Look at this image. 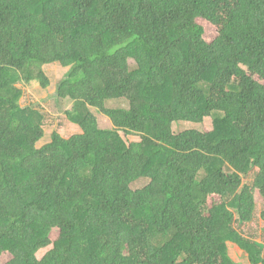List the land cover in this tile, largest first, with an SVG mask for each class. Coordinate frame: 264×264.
<instances>
[{
    "label": "trees",
    "instance_id": "trees-1",
    "mask_svg": "<svg viewBox=\"0 0 264 264\" xmlns=\"http://www.w3.org/2000/svg\"><path fill=\"white\" fill-rule=\"evenodd\" d=\"M54 62L82 131L38 146ZM261 220L264 0H0V264H264Z\"/></svg>",
    "mask_w": 264,
    "mask_h": 264
},
{
    "label": "rangeland",
    "instance_id": "rangeland-1",
    "mask_svg": "<svg viewBox=\"0 0 264 264\" xmlns=\"http://www.w3.org/2000/svg\"><path fill=\"white\" fill-rule=\"evenodd\" d=\"M205 29H206V39L211 40L213 38L211 34V30H209V28H205ZM130 65L132 68H135L137 66V61L135 60V58L133 57L130 58ZM45 69L52 80L51 84L46 88H43L37 81H34L32 84H27L24 86L25 94L22 98V102L24 105L33 104L35 106H38L46 114V119H45L46 133L45 136L38 142V146H42L47 141H49L50 136L54 130H58L61 133H63V135L66 136H70L71 134L81 130L79 125L77 123L72 122L66 115V110L72 107L73 100L71 99H66L63 101L56 100L58 82L66 76L69 70V66L65 67L62 66L59 62H54L47 64L45 66ZM107 102H108V106L111 107L129 106L128 101L125 99L115 98V99H109ZM89 110L96 116L97 121L102 128L113 127V123L111 119L107 115L102 113L99 109L90 106ZM212 128H213V121L211 118H206L204 123L202 124L180 121L173 125V129L176 134L182 133L190 129H198L201 131V130H210ZM121 134L124 137V139H126V141L128 142L137 141L141 139L139 135H134V134L127 135L124 131H121ZM246 180L251 182L253 180V174L252 176L248 177ZM149 183H150L149 179L142 178L135 181L132 184V188L141 189L146 187ZM259 209L262 210L263 206H259ZM250 231H252L255 234L257 233L259 235L258 240L264 242V220L260 221L258 228L256 230L253 229L252 227ZM57 233H58L57 229H54L52 231V236L55 237ZM50 248L51 245L38 250L36 253L37 257L40 258ZM230 254L235 260L243 262L244 264H250L248 263L247 257L244 255V252L235 245H233L230 248ZM6 258H3L0 261L2 262Z\"/></svg>",
    "mask_w": 264,
    "mask_h": 264
},
{
    "label": "crops",
    "instance_id": "crops-1",
    "mask_svg": "<svg viewBox=\"0 0 264 264\" xmlns=\"http://www.w3.org/2000/svg\"><path fill=\"white\" fill-rule=\"evenodd\" d=\"M66 100V99H65ZM80 127V126H79ZM82 131V129L80 130V131H78V132H81ZM63 134V133H62ZM66 136V135H65ZM50 139H51V136H50ZM50 139H49V141H50ZM48 142V141H47Z\"/></svg>",
    "mask_w": 264,
    "mask_h": 264
}]
</instances>
